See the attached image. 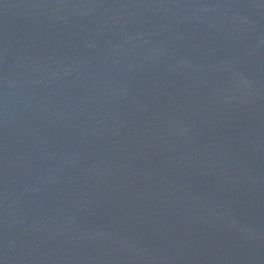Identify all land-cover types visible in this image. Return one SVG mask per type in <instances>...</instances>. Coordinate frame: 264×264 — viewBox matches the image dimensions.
Returning a JSON list of instances; mask_svg holds the SVG:
<instances>
[{"label": "water", "instance_id": "obj_1", "mask_svg": "<svg viewBox=\"0 0 264 264\" xmlns=\"http://www.w3.org/2000/svg\"><path fill=\"white\" fill-rule=\"evenodd\" d=\"M0 264H264V0H0Z\"/></svg>", "mask_w": 264, "mask_h": 264}]
</instances>
